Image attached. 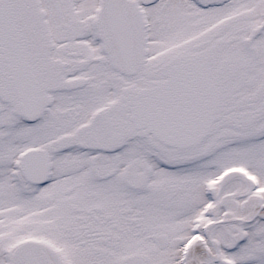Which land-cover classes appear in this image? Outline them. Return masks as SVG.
<instances>
[{"label": "snow or ice", "instance_id": "6c2138e0", "mask_svg": "<svg viewBox=\"0 0 264 264\" xmlns=\"http://www.w3.org/2000/svg\"><path fill=\"white\" fill-rule=\"evenodd\" d=\"M0 264H264V0H0Z\"/></svg>", "mask_w": 264, "mask_h": 264}]
</instances>
